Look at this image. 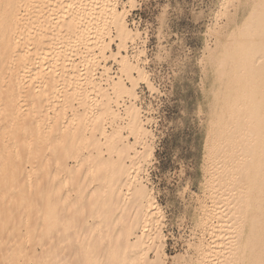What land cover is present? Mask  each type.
<instances>
[{
  "label": "bare ground",
  "instance_id": "1",
  "mask_svg": "<svg viewBox=\"0 0 264 264\" xmlns=\"http://www.w3.org/2000/svg\"><path fill=\"white\" fill-rule=\"evenodd\" d=\"M262 11L227 30L243 43L216 65L235 79L229 123L214 131L231 133L232 169L229 195L211 178L198 205L210 240L195 245L199 264H264ZM128 12L117 0H0V264H166Z\"/></svg>",
  "mask_w": 264,
  "mask_h": 264
},
{
  "label": "rangeland",
  "instance_id": "2",
  "mask_svg": "<svg viewBox=\"0 0 264 264\" xmlns=\"http://www.w3.org/2000/svg\"><path fill=\"white\" fill-rule=\"evenodd\" d=\"M117 1L129 9L128 24L139 32L128 43V53L140 58L146 72L154 73L152 88L139 80L136 102L150 119L152 154L143 175L162 213L166 264H199L195 245L210 240L196 224L198 205L211 202L205 195L211 178L222 181L216 188L219 198V194L229 195L230 177H224V171L229 174L232 169L227 163L231 133L220 136L214 131L220 123L224 127L229 123L226 113L235 90L227 83L235 79L219 75L216 65L243 43L228 31L239 26L256 5L262 6L263 14L264 5L262 0H135L130 7L127 0ZM165 7L170 15L161 27L158 17ZM177 44L183 59L169 63L167 57ZM111 47L116 51L115 43ZM140 51H145L144 57ZM160 52L165 58L149 68L145 57L152 61ZM107 64L116 74L118 65L112 59Z\"/></svg>",
  "mask_w": 264,
  "mask_h": 264
},
{
  "label": "snow or ice",
  "instance_id": "3",
  "mask_svg": "<svg viewBox=\"0 0 264 264\" xmlns=\"http://www.w3.org/2000/svg\"><path fill=\"white\" fill-rule=\"evenodd\" d=\"M262 5H264V0H262ZM185 11H187V10L185 9ZM169 15H170V13H169V9L167 7H165L163 9V11H160L158 21H159V24L161 25V27H163L166 23H168ZM145 43H147V42L145 41ZM165 51H167V49ZM140 55L142 57H144L145 51H141ZM149 55H151V53H149ZM164 58H165L164 52H160L159 54L153 56L152 61H148L147 58L145 57V63L150 68L152 63H155L156 61L164 59ZM167 59H168L169 63H171L173 59L176 61V63H179L183 59V51L179 47L178 44L176 47L171 48L170 55L167 57ZM153 75H154L153 72H144L141 74V78L145 81V83H148L149 85H151L152 84L151 78Z\"/></svg>",
  "mask_w": 264,
  "mask_h": 264
}]
</instances>
